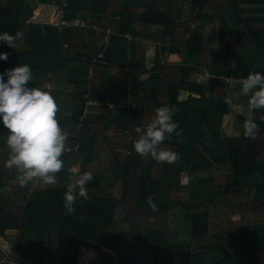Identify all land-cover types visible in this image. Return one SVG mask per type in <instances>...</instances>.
Wrapping results in <instances>:
<instances>
[{
    "label": "trees",
    "instance_id": "trees-1",
    "mask_svg": "<svg viewBox=\"0 0 264 264\" xmlns=\"http://www.w3.org/2000/svg\"><path fill=\"white\" fill-rule=\"evenodd\" d=\"M58 2L0 0V264H264V82L245 117L226 80L264 79V0Z\"/></svg>",
    "mask_w": 264,
    "mask_h": 264
},
{
    "label": "rangeland",
    "instance_id": "rangeland-1",
    "mask_svg": "<svg viewBox=\"0 0 264 264\" xmlns=\"http://www.w3.org/2000/svg\"><path fill=\"white\" fill-rule=\"evenodd\" d=\"M38 6L41 7L37 8L38 12H42V15L39 17H35V20L45 22V21H55V9L56 5L54 3H45V4H39ZM38 14V13H37ZM217 21H213L209 24V30H210V36H209V42L211 44L215 43V38L217 34ZM155 43H150L146 46V63L149 65L153 58H154V52H155ZM168 62H174L175 60L178 62H188V59L184 56H169L163 53V60ZM195 80H201V81H208L209 77L204 75H198V74H192L191 76ZM51 85L52 83L49 82ZM234 113H236V106L234 107ZM25 122V121H24ZM23 124V121L21 122ZM25 124V123H24ZM19 125V124H18ZM21 126V125H20ZM213 173L214 170L212 171ZM205 175V172H204ZM57 183V180L55 178H47L45 176L39 175L37 179L34 182L35 187H45L48 185H53ZM111 187H109L110 189ZM121 185L119 183H115L112 187L113 195L118 196L120 193ZM25 218V217H23ZM29 223H41V221H38L37 219L29 217L28 219L25 218ZM170 232H171V241L173 242H183L188 240L189 232L187 229V225L185 224L180 211H174L171 215L170 219ZM0 248L7 249L8 245L5 240L0 238ZM93 256H95V253L92 250H83L82 255L80 257V263H84L91 259Z\"/></svg>",
    "mask_w": 264,
    "mask_h": 264
},
{
    "label": "crops",
    "instance_id": "crops-1",
    "mask_svg": "<svg viewBox=\"0 0 264 264\" xmlns=\"http://www.w3.org/2000/svg\"><path fill=\"white\" fill-rule=\"evenodd\" d=\"M37 8L41 9L40 6H38ZM41 15H42V12H38L36 9L35 17H39ZM174 62H177V61H174ZM258 80L260 81L262 80V82H264V79H258L254 77L253 75H248L246 77H243L241 75H236V116L243 115L245 117H250L252 115L253 104L251 100L253 99L251 98V96L254 93L256 94V90H254V87ZM256 89H258L257 94H259L256 99L260 100L262 98L263 88H256ZM237 124L238 123L236 121V132L238 130Z\"/></svg>",
    "mask_w": 264,
    "mask_h": 264
},
{
    "label": "built area",
    "instance_id": "built-area-1",
    "mask_svg": "<svg viewBox=\"0 0 264 264\" xmlns=\"http://www.w3.org/2000/svg\"><path fill=\"white\" fill-rule=\"evenodd\" d=\"M56 9H55V22L57 28L60 27H68V28H75V27H85L86 22L84 19L78 14H74L70 18L65 17V7L67 6L66 0H59L58 3L55 4ZM96 31H100L101 28L97 27L96 25L92 26ZM106 34L110 32L109 29L105 30ZM125 36L130 37L129 34H125ZM226 80L228 82H232L233 80H236V78H233L232 76L227 77ZM65 150H68V148H65Z\"/></svg>",
    "mask_w": 264,
    "mask_h": 264
},
{
    "label": "water",
    "instance_id": "water-1",
    "mask_svg": "<svg viewBox=\"0 0 264 264\" xmlns=\"http://www.w3.org/2000/svg\"><path fill=\"white\" fill-rule=\"evenodd\" d=\"M106 41L103 40L94 51H85L86 54L92 56V57H98L102 54L104 47H105ZM202 204L201 201H193L191 202L192 206H200Z\"/></svg>",
    "mask_w": 264,
    "mask_h": 264
}]
</instances>
